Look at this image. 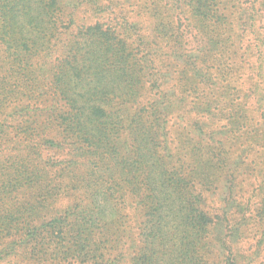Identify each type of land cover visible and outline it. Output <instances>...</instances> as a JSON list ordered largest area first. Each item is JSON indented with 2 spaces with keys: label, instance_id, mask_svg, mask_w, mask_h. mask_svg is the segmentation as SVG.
Segmentation results:
<instances>
[{
  "label": "rangeland",
  "instance_id": "1",
  "mask_svg": "<svg viewBox=\"0 0 264 264\" xmlns=\"http://www.w3.org/2000/svg\"><path fill=\"white\" fill-rule=\"evenodd\" d=\"M153 1L84 0L76 2V8L66 3L62 11L64 17L70 15L64 26L68 28L63 29L52 50L29 67L12 63L0 41V264H136L140 258L142 238L151 220L143 210L147 204L140 210L127 195V205L121 203L115 223V207L111 211L108 204L112 201L111 206L115 205V185L110 187L115 183L111 169L115 155L107 161L96 160L92 155L97 149V143L93 144L96 141L73 145L68 114L62 115L68 108L57 94L58 85L65 84L63 76L67 78L71 74L64 64V47L77 50L83 44L86 49V40H91L86 28L95 23L103 31L114 33L109 38L115 44V28L125 29L128 24L133 25L128 35L118 34L126 42L128 53L133 54L136 63L147 61L149 68L159 67L162 76L159 91L144 95L140 105L134 108L144 104L147 109L153 107L163 114L167 104L163 96L177 107L173 95L181 96L185 91L187 103L192 102L195 98L194 84L190 82L192 74L184 71L187 69L183 63L196 62L213 49L207 43L182 48L176 37L157 32L151 16ZM237 51L242 54L241 50ZM220 56L226 58L224 52ZM26 68L33 72L31 77L19 74ZM213 73L216 85L210 89L199 86L196 91H211L219 100L217 118L212 121L213 129L218 132L228 125L232 111L231 84L235 86L233 94L238 88L244 89L245 76L235 75L228 81L223 73ZM89 83L86 79L77 89L70 82L66 96L76 91L84 96L95 95ZM100 87L110 100L115 96L111 81L101 79ZM235 100L236 96L232 101ZM111 106L114 113L111 122L115 126V103ZM186 107L177 108L174 117L164 123L170 129L174 164L171 170L176 172L175 178H184L193 195L201 194L199 208L217 224L204 240L208 248L205 259L210 264H221L230 253L235 264H264V142L259 140L252 145L253 156L244 157L238 175H214L204 168L205 158L194 151L197 139L192 128L196 118L186 113ZM127 114L134 120L133 110L128 109ZM83 126V134L91 133V125ZM113 135L111 131L99 142L115 143ZM238 146V143L226 144L232 153L240 156ZM241 149L247 148L242 145ZM131 151L128 148L121 156ZM94 174L99 179L102 177L94 187L103 189L108 196L106 208L107 204L109 208L103 219L91 198L93 186L87 188Z\"/></svg>",
  "mask_w": 264,
  "mask_h": 264
},
{
  "label": "trees",
  "instance_id": "2",
  "mask_svg": "<svg viewBox=\"0 0 264 264\" xmlns=\"http://www.w3.org/2000/svg\"><path fill=\"white\" fill-rule=\"evenodd\" d=\"M82 1L0 0V41L11 62L29 67L51 51L63 29L68 28L64 26L70 15L63 16V6L70 3L76 8V2ZM151 12L155 30L163 36L168 33L169 38L176 37L182 48L207 43L213 49L202 54L196 62L186 60L183 63L187 69L184 71L192 74L190 82L194 84L192 94L195 95L192 102L187 103L185 91L181 96L173 95L177 107L163 96L167 103L163 114L153 107L147 109L144 104L139 109L134 108L140 105L144 95L159 91L162 76L159 67L149 68L147 61L136 63L133 54L128 53L126 42L119 38V35H128L133 27L131 24L125 29L115 28V44L109 38L114 33L103 31L101 25L95 23L86 28L91 38L86 40V49L83 44L77 50L64 47V64L71 74L67 78L63 76L65 84L58 85L57 96L68 108L62 115L68 114L73 145L96 141L93 144L97 143V149L92 151L96 160L107 161L115 155L111 167L115 183L110 184V187L115 185V205L111 206L112 201H108L111 211L115 207V223L119 219V206L128 201L127 195L140 210L144 203L147 204L143 210L151 216L150 226L143 235V248L136 264H210L205 259L208 248L204 240L217 224L199 208L201 194L193 195L184 178H175L177 174L171 170L174 164L170 129L164 121H170L177 108L182 110L188 106L186 113L196 118L192 128L197 139L194 151L205 158L204 168L214 175L231 177L242 171L244 157L253 156L252 145L259 140L264 142V0H154ZM223 52L226 58H221ZM86 66L89 67L87 71ZM214 71L223 73L228 81L235 75L245 76L244 89L239 91L238 88L233 94L235 86L231 84L229 105L232 111L228 125L218 132L213 129L212 121L217 118L219 100L211 91H196L199 86L210 89L216 85ZM32 73L26 68L19 74L31 77ZM86 79L95 95L84 96L76 91L66 96L70 82L78 89ZM101 79L115 85V96L111 100L102 93ZM234 96L236 102L232 101ZM113 103L115 126L111 122ZM128 109L134 111V120L129 118ZM84 124L92 126L91 133H82ZM111 131L115 143H100ZM227 142L233 146L238 143L240 156L226 147ZM242 145L247 149H241ZM128 148L132 151L122 157V152H128ZM101 179L94 174L87 188L93 186L91 198L103 219L109 208L108 204L106 208L107 192L94 187ZM221 264H235V259L230 253L226 254Z\"/></svg>",
  "mask_w": 264,
  "mask_h": 264
}]
</instances>
